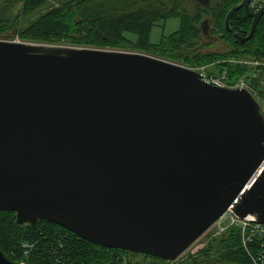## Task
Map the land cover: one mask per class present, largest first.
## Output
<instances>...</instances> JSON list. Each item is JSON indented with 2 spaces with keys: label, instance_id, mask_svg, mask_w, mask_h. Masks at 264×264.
<instances>
[{
  "label": "water",
  "instance_id": "1",
  "mask_svg": "<svg viewBox=\"0 0 264 264\" xmlns=\"http://www.w3.org/2000/svg\"><path fill=\"white\" fill-rule=\"evenodd\" d=\"M250 1L225 19L239 41L264 15ZM242 8L247 35L231 27ZM22 9L3 5L0 22ZM263 160L264 113L247 88L146 52L0 36V211L18 223L175 261L229 209L264 223ZM0 264L27 263L0 248Z\"/></svg>",
  "mask_w": 264,
  "mask_h": 264
},
{
  "label": "trees",
  "instance_id": "2",
  "mask_svg": "<svg viewBox=\"0 0 264 264\" xmlns=\"http://www.w3.org/2000/svg\"><path fill=\"white\" fill-rule=\"evenodd\" d=\"M23 9L12 21L0 22V36L16 35L24 41L81 47L126 49L166 58L189 67L205 66L210 74L225 70L231 82L245 77L257 98L264 99V64L254 67L240 58L264 59V15L255 34L236 40L225 25L233 6L242 0H213L197 6V0H20ZM4 0H0V5ZM170 17L180 18L178 30L151 41L153 26ZM253 18L242 8L231 27L241 35L250 31ZM204 24H202V22ZM209 33L227 43L225 51H207ZM127 33H133V36ZM24 243H34L25 246ZM258 239L249 246L258 251ZM0 248L12 260L27 264H253L242 243L240 225L207 237L194 253L168 261L147 253L106 247L58 223L39 219L36 224L18 223L15 211H0Z\"/></svg>",
  "mask_w": 264,
  "mask_h": 264
},
{
  "label": "built area",
  "instance_id": "3",
  "mask_svg": "<svg viewBox=\"0 0 264 264\" xmlns=\"http://www.w3.org/2000/svg\"><path fill=\"white\" fill-rule=\"evenodd\" d=\"M252 5L256 9L259 10L260 8L264 6V0H253ZM7 39L12 40V41H18V42H27V41L22 40L18 36L7 38ZM236 61L240 63L249 64L254 67L264 64V59H260V58H240V59H236ZM191 68L199 71L202 74V77L206 81H209L210 83L220 85V86H227V87H244L251 91V87L248 84L245 77H240L236 82H231L226 70L221 74H210L206 70L205 66L191 67ZM255 97L257 98V96ZM257 99L261 106V110L264 113V104H261V103H264V99H260V98H257ZM263 167H264V160L260 165V168H263ZM227 213H229L228 217H229L230 222L228 224H224V220H225V217H227L226 216ZM230 225H240L241 226L242 243H243V246L248 251H250L249 246L253 242V240L258 239V243H259L258 251L256 253H251L250 251L249 253L252 257L253 264H264V223L255 221L252 216H248L244 219H240L231 209H229L210 227V229L208 230V233L209 234L211 233L212 235L220 234ZM24 244L25 246L34 245V243H24Z\"/></svg>",
  "mask_w": 264,
  "mask_h": 264
},
{
  "label": "rangeland",
  "instance_id": "4",
  "mask_svg": "<svg viewBox=\"0 0 264 264\" xmlns=\"http://www.w3.org/2000/svg\"><path fill=\"white\" fill-rule=\"evenodd\" d=\"M196 4L199 5V4H202V3L199 2V0H197ZM210 4H212V2H209L207 5H210ZM179 27H180V18H178V17H170V18H168L166 20H161V21L157 22L153 26L152 31H151V38L150 39H151L152 42H159L163 35H168V34L174 32V31L178 30ZM208 29H209V27H208ZM127 34L130 35V36L134 35L133 33H127ZM17 36L19 37V35H16L14 37H17ZM210 42H211V44L206 47L207 51H218V52H221V51H225L227 49V43L225 41H222L221 39L213 38V39L210 40ZM29 43H34V42H29ZM39 44H47V43H39ZM56 45H59V44H56ZM69 46H73V45H69ZM77 47H81V46H77ZM104 49H108V48H104ZM117 50H126V49H117ZM128 51H130V50H128ZM261 104H264V103H261ZM226 216L227 217H225L224 224H228L230 222L229 217H228L229 213H227ZM207 232L204 235H202L179 258L185 257L189 253H194L199 248L203 247L204 244L207 241V237H208ZM165 264H170V263H165Z\"/></svg>",
  "mask_w": 264,
  "mask_h": 264
},
{
  "label": "flooded vegetation",
  "instance_id": "5",
  "mask_svg": "<svg viewBox=\"0 0 264 264\" xmlns=\"http://www.w3.org/2000/svg\"><path fill=\"white\" fill-rule=\"evenodd\" d=\"M12 1H14V0H4V2L0 5V8L3 6V5H5V4H7V3H10V2H12ZM18 1H20V0H18ZM211 0H199V2H201L203 5H207L209 2H210ZM23 2V1H22ZM24 5V4H23ZM203 32H204V35H205V37H206V39L208 40V41H210L211 39H213V38H217V36H215V35H211L210 33H209V29H208V27L207 26H203Z\"/></svg>",
  "mask_w": 264,
  "mask_h": 264
},
{
  "label": "bare ground",
  "instance_id": "6",
  "mask_svg": "<svg viewBox=\"0 0 264 264\" xmlns=\"http://www.w3.org/2000/svg\"><path fill=\"white\" fill-rule=\"evenodd\" d=\"M252 1H250V8L253 10V11H258V9H256L253 5H252ZM238 33V32H237ZM241 35V34H240Z\"/></svg>",
  "mask_w": 264,
  "mask_h": 264
},
{
  "label": "crops",
  "instance_id": "7",
  "mask_svg": "<svg viewBox=\"0 0 264 264\" xmlns=\"http://www.w3.org/2000/svg\"><path fill=\"white\" fill-rule=\"evenodd\" d=\"M213 0H211L210 2H212ZM199 5H203V4H199ZM199 5H197V6H199Z\"/></svg>",
  "mask_w": 264,
  "mask_h": 264
}]
</instances>
